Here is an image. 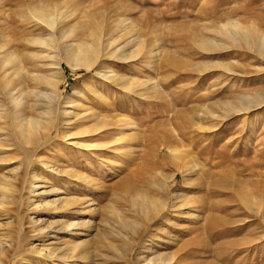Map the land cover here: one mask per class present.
<instances>
[{"label":"rangeland","instance_id":"1","mask_svg":"<svg viewBox=\"0 0 264 264\" xmlns=\"http://www.w3.org/2000/svg\"><path fill=\"white\" fill-rule=\"evenodd\" d=\"M34 9L54 14L57 24L39 21ZM229 21L241 23L253 45ZM258 33L264 36V0H0V57L18 56L29 73L57 82L50 100L41 96L50 91L45 84L38 96L19 95L27 116L52 110L41 118L40 144L0 146V157L13 158L0 161V183L21 161L27 178L0 187V224L9 217L10 228L18 222L23 236L33 235V217L46 237L27 243L74 246L69 257L50 258L48 249L38 255L24 245L1 262L264 264V221L239 199L245 193L257 202L253 209L264 206ZM86 45L97 48L90 65L71 67L66 54L85 53ZM7 67L17 72L13 62ZM30 74L20 72L33 88ZM31 182L40 186L35 194ZM141 192L157 200L148 215H138L132 199ZM54 198L75 199L64 210L73 212L44 208ZM211 217L215 238L206 229ZM72 221L79 227L59 229Z\"/></svg>","mask_w":264,"mask_h":264},{"label":"bare ground","instance_id":"2","mask_svg":"<svg viewBox=\"0 0 264 264\" xmlns=\"http://www.w3.org/2000/svg\"><path fill=\"white\" fill-rule=\"evenodd\" d=\"M39 8V7H38ZM37 9V8H36ZM30 11V10H29ZM34 11V12H33ZM32 12L35 14V16L38 18L39 21H42L43 23H45L46 25H48L49 27L53 28L55 23L54 20V14H48V11L46 12L45 10H33ZM52 13V12H51ZM54 13V12H53ZM32 14V13H31ZM56 14V13H55ZM59 14V13H58ZM62 17V16H61ZM57 19V18H56ZM61 19V18H60ZM229 20V19H228ZM235 21V20H234ZM241 24V23H240ZM238 25V23L236 22H231L229 21V25L232 27V29H234L235 31V35H243V37L245 38V40L248 42L247 44H252L253 45V40L250 39V35L247 32V29L243 28V30H241V25ZM229 26V28H230ZM250 26V25H249ZM249 26H246L249 27ZM253 26V24H252ZM251 26V27H252ZM58 29V28H57ZM63 29V28H62ZM60 30V29H59ZM58 30V31H59ZM249 30V29H248ZM263 30V29H261ZM243 32V34H240ZM60 32V31H59ZM63 32L65 33V31H61V35H63ZM226 32V31H225ZM250 32V30H249ZM60 34V33H59ZM66 34V33H65ZM64 34V35H65ZM225 35V33H224ZM230 35V37L234 36V33L232 34L231 32H226V36ZM257 40L255 42V46L257 48V50L259 52H263L264 53V36H262L260 33H258L257 35ZM64 37V36H63ZM100 37V36H98ZM229 37V38H230ZM240 37V36H239ZM111 38V37H110ZM236 38V37H235ZM97 38H95L96 40ZM234 39V38H233ZM5 40V39H4ZM33 41V39H31ZM30 40V41H31ZM38 40V39H37ZM37 40L34 41L37 42ZM53 40V39H52ZM33 41V42H34ZM40 41V39H39ZM34 42V43H35ZM41 45L43 46H51L53 47V45L49 44L46 40H42L39 42ZM99 43V42H98ZM33 44V43H32ZM37 44V43H36ZM93 45V44H92ZM224 46V45H223ZM218 47V46H217ZM47 49V48H46ZM49 49V48H48ZM83 50H87L85 53H82L81 51L76 52L75 55L72 54H66V60L69 62V65L71 67H76L78 65H84V66H89L90 65V58L91 55L97 50L96 47H88L87 45L84 46ZM48 51V50H47ZM52 51V50H51ZM71 51V50H70ZM116 51V50H115ZM135 50H133V52L130 53V55H133ZM97 52V51H96ZM50 53V52H49ZM3 54V53H2ZM12 54V53H11ZM4 55V54H3ZM95 55V54H94ZM92 55V57L94 56ZM5 57V56H4ZM0 57V88L1 90L4 92L3 93V99L0 100V120L4 121V123L9 124L8 127L4 126L0 127V131L3 132H7V136L3 135L0 137V146L2 147V149L5 147L7 149H9V147H13V145H15V143L17 142L18 144H20V146H22L23 144H27L30 145L31 143H39L41 141H39V137L37 136V130L40 129L43 125V121H42V116L43 114H51V107H47L48 109L45 111H40L38 112L36 115L33 116H27L26 114L23 113V109L20 107L22 105V99L19 98V95H21L22 93H24L23 91H26L27 93H33L35 90H37L36 92V96H38L39 94H41V90H40V86L45 84L47 87H49V93H42V95L47 96L48 99L50 96H54L56 93V87H57V82L55 83L52 76H46V75H39L37 74V72H28L27 70H25L24 65L21 64V61L19 60L18 56L17 57ZM32 57L34 58H48L49 54L46 55H37L36 53L32 55ZM129 56H126L124 58H128ZM17 58V59H16ZM94 58V57H93ZM92 59V58H91ZM32 60V59H31ZM33 61V60H32ZM93 61V60H92ZM13 62L14 63V69L17 70V72L13 71V70H9V68L7 67V65ZM34 63V61H33ZM32 63V64H33ZM24 64V63H23ZM45 65V64H44ZM57 65V64H55ZM37 68V67H36ZM77 68V67H76ZM20 72L25 73V75L30 74L31 77V81H35V85L33 86V88L27 86L29 83V80H27V78H25L23 75H20ZM19 73V74H18ZM48 75V74H47ZM18 76V80H16V82L14 83V79L15 77ZM131 85V84H130ZM17 86V87H16ZM125 86V84H124ZM47 89V88H46ZM2 93V92H0ZM264 95V94H263ZM262 93H260L259 95H256L254 97H246L245 99H247V101L245 103H252L254 101H257L259 99V97L263 96ZM244 97V96H243ZM52 98V97H51ZM258 98V99H257ZM46 99V97H45ZM242 99V98H241ZM257 99V100H256ZM50 100V99H49ZM50 102V101H49ZM9 103V106H7ZM240 103V102H239ZM46 104V103H45ZM245 105V104H243ZM31 108L33 107L32 105H29ZM51 106V105H50ZM248 105H246L247 108ZM3 107H6L5 109ZM221 107V106H220ZM244 108V106H242ZM238 108V107H237ZM241 108V107H240ZM242 109V108H241ZM239 111V110H238ZM7 120V121H6ZM97 124H98V120H96ZM101 123H105V122H101ZM98 128V127H97ZM47 131V130H46ZM89 131V130H88ZM39 133V131H38ZM1 135V134H0ZM40 144V143H39ZM27 145H24L27 146ZM18 148V146H17ZM23 148V147H22ZM38 149V148H37ZM182 151V150H181ZM1 152V151H0ZM183 153V152H182ZM173 154V153H172ZM27 157V156H26ZM158 157V156H157ZM184 159V158H183ZM13 160V158L11 157H0V161H4V162H11ZM184 161V160H183ZM14 162V161H13ZM188 164V163H186ZM185 164V167H186ZM18 166H16V168L9 170V175L11 176H3V181L2 183H0V187H6V186H12L14 188L15 183L18 182L19 184H24L25 180L27 178H25L24 174H19L20 170H23L22 168L24 167V163L23 161L18 162L17 164ZM194 165V164H193ZM188 166V165H187ZM188 168V167H187ZM25 169V168H24ZM189 169V168H188ZM191 169V168H190ZM190 169L188 171H190ZM193 169V168H192ZM24 171V170H23ZM187 173V172H186ZM27 177V176H26ZM164 182V181H163ZM166 182V181H165ZM164 182V183H165ZM88 184V183H87ZM30 189L29 192L32 194H35L37 188H40V186L38 185V183L35 182H31L30 184ZM160 185V184H159ZM165 185V184H163ZM156 186V184H155ZM160 189V188H159ZM242 189V188H241ZM47 191H42L39 194H44ZM29 194V193H28ZM241 194V198L240 201L242 203V205H244L246 207V209H248L249 211L255 213L254 215L259 217L261 220L264 221V206L259 207L258 206L256 208L253 209L254 205H257L254 201L255 199L253 197H246L245 193H239ZM156 197V196H155ZM132 199L136 205L137 212L138 215L139 213H142L144 215H148L152 210H155V207L157 205V200L154 199V197L147 195L146 192L144 193H139L136 195L132 196ZM257 199V198H256ZM159 200V199H158ZM14 201L16 202V200L14 199ZM57 201H59V199H52L51 201H48L46 203H44V208L48 209V210H60L63 209L67 210L69 209V205H72L76 202L75 199H71V201L69 202V200L67 199H63L62 202L60 203H56ZM160 203V202H159ZM162 203V202H161ZM253 203H255L253 205ZM262 203V202H261ZM260 203V204H261ZM57 204V205H56ZM89 204V203H88ZM41 205V204H40ZM39 205V207H40ZM42 205V206H43ZM253 205V207H251ZM41 206V207H42ZM261 206V205H260ZM36 208L38 206H35ZM172 207V206H171ZM90 208V207H89ZM70 211H64V212H71ZM134 211V210H133ZM246 211V210H245ZM73 212V211H72ZM136 212V213H137ZM13 213V212H12ZM78 213V212H77ZM153 213V212H152ZM72 214V213H71ZM141 214V215H142ZM246 215V214H245ZM63 216V215H62ZM146 217V216H145ZM149 218V217H148ZM222 218V217H221ZM248 218V217H247ZM9 217H6V222L2 223V225L0 224V227L2 226V228L0 229V256L1 255H6V257L9 259L12 255H21L23 254L24 251H26L24 249V245H29L27 248L28 250H33L35 253H37L38 255L44 254V250L48 249V254L50 258H58L57 253L61 254L60 257H69V254L67 253L69 250H71V247L73 248L74 246L70 245V244H66L65 246L59 247V246H51V247H47V246H43L42 247H38L33 245L32 243H30V241L28 240L29 243L26 242L27 237L32 236L36 237V239L39 241H41V238L46 237V233L42 230V229H38L35 228V225L37 223L36 220H34L33 217H30L28 220V223L30 225V232H33V235H28L30 233H26L27 236H23L24 232L22 231L21 225L17 222L16 226L13 225V227H9L11 220H9ZM218 219V218H217ZM25 221V220H24ZM81 221V220H80ZM39 222V221H38ZM236 223V222H235ZM12 224V223H11ZM84 224V223H83ZM226 224V223H225ZM223 224V225H225ZM78 225V222H65L62 223V225H60L61 227L59 229H63V228H67V230H72V227H76ZM215 225V220L214 217H211L207 223V232L209 234V236L215 238L218 235V232H216V228H214ZM232 225V224H231ZM79 227V225H78ZM217 227V226H216ZM49 228V227H47ZM65 228V229H66ZM218 228V227H217ZM74 229V228H73ZM77 229V228H76ZM221 229V228H219ZM75 230V229H74ZM224 231V230H223ZM127 232V231H126ZM225 232V231H224ZM233 232V231H230ZM25 234V235H26ZM48 234V233H47ZM23 236V237H22ZM30 238V239H31ZM44 240V239H43ZM241 240V239H240ZM248 240V239H247ZM24 242H26L24 244ZM190 242V241H189ZM195 242V240H194ZM193 243V241L191 240V244ZM197 243V242H196ZM239 244V243H238ZM232 245V244H231ZM233 246V245H232ZM245 246V245H244ZM78 247V246H77ZM216 247V246H215ZM239 248V247H238ZM205 249V248H204ZM30 250V251H31ZM26 253V252H25ZM24 253V254H25ZM164 253V252H163ZM59 254V255H60ZM158 255V254H157ZM169 255V254H168ZM167 255V256H168ZM23 256V255H22ZM66 256V257H65ZM160 256V255H159ZM73 257V256H72ZM171 257V256H170ZM7 259V260H8ZM154 259V258H153ZM169 259V256H168ZM150 260V259H149ZM161 260V259H160ZM167 260V259H166ZM2 260H0V264ZM6 261V260H5ZM49 261V260H48ZM155 261V260H153ZM168 261V260H167ZM166 261V262H167ZM170 261V259H169ZM168 261V262H169ZM151 262V261H150ZM156 262V261H155ZM227 262V261H226ZM152 263V262H151ZM4 264V262L2 263ZM8 264V263H5ZM157 264V262H156ZM164 264V263H163Z\"/></svg>","mask_w":264,"mask_h":264}]
</instances>
